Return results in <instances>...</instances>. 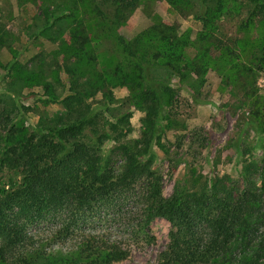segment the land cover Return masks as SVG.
Here are the masks:
<instances>
[{"label": "trees", "instance_id": "trees-1", "mask_svg": "<svg viewBox=\"0 0 264 264\" xmlns=\"http://www.w3.org/2000/svg\"><path fill=\"white\" fill-rule=\"evenodd\" d=\"M70 1L67 14L45 15L42 30L54 31L51 40L55 33L61 38L63 22L91 14L99 23L101 35L110 37L120 55L110 56L111 65L97 69L89 35L85 30L75 34L69 29L75 43L72 48L65 41L62 44L66 54L63 66L70 80L66 89L69 93L61 98L54 92L60 78H54L53 71L40 61L35 65L8 64L6 72L13 81L4 88L6 95L18 96L24 87L40 86L50 101L60 104L67 113L55 116L54 121L39 120L30 127L0 108V174L10 172L5 182L0 180V264L120 261L127 257V249L89 226L99 210L131 202L144 227L156 217L174 227L166 254L168 264H255L258 253L264 251V153L249 160L235 182L207 177L187 167L184 179L175 182L166 197L162 194V175L154 165L153 147L173 167L182 161L178 156L173 157L177 161L172 160L171 144L164 140L169 124L178 123L172 106L174 90L168 81L171 76L181 81L192 76L189 86L199 85L211 65L210 53L223 44L216 36V24L224 15L241 14V10L248 13L241 27L255 29L258 36L252 42L240 39L241 48H222L221 53L227 55L231 68L240 76L235 82L241 92L236 106H246L245 117L264 143V96L245 83L251 68H264V0H166L174 7L194 8L193 14L202 23L196 36L199 51L192 57L186 49L188 35L177 33L171 26L129 48L117 30L141 0ZM3 43L0 31V46ZM247 47L251 56L245 63L238 53L241 55ZM89 69L92 71L87 72ZM114 86L127 88L130 100L144 112L141 138L131 144L118 141L114 145L120 160L117 164L101 147L106 135L98 134L95 142L85 136L87 128L98 133L93 110L85 100L96 92L108 95ZM124 124L125 118L116 116L107 129L114 134L124 132ZM49 218L55 224L46 234L29 232L30 227ZM53 242L65 247L47 249Z\"/></svg>", "mask_w": 264, "mask_h": 264}, {"label": "rangeland", "instance_id": "rangeland-1", "mask_svg": "<svg viewBox=\"0 0 264 264\" xmlns=\"http://www.w3.org/2000/svg\"><path fill=\"white\" fill-rule=\"evenodd\" d=\"M61 1L0 0V31L4 36V43L0 46V108H5L7 113L17 117L25 126H34L39 120H57L55 116H63L67 112L60 104L51 102L40 86L24 87L18 96H10V93L6 95L4 88L13 81V77L10 80L11 75L6 72L8 64L14 62L16 65H35L40 61L49 71H53L54 78H60V84L55 87L54 92L60 94L61 98L69 93L66 89L70 80L63 66L66 54L62 44L65 41L66 46L72 48L75 43L69 29L75 34L85 30L89 35L97 56V69L110 66V56L120 55L110 37L101 35L99 23L91 14H80L73 22H63L61 26L64 32L61 38L55 33L56 37L51 40L50 36L54 31L50 30L48 33L42 30L46 22L45 15L51 12L67 14L71 1L63 0L60 5ZM103 8L109 12L105 5ZM194 12L195 9L189 5L174 7L166 0H141L120 24L117 32L125 38L129 48L134 49L149 35H157L164 26H171L177 33L188 35L189 46L186 49L188 56L192 57L199 51L200 44L196 41V36L202 27ZM240 12L241 14L233 12L224 15L216 24V36L223 44L219 46L220 50L210 53L211 65L199 85L194 84L195 88L189 86L192 84V76L184 81L171 76L168 81L174 90L175 100L172 106L177 113L178 123L172 121L169 124L164 140L171 144L172 160L177 161L173 157L178 156L182 161L173 167V163H169L168 158L156 146L153 147L156 155L154 165L162 175V194L166 197L172 193L175 182L184 179L187 167L207 177L220 176L226 182H235L239 179V171L246 168L249 160H256L264 153L260 132L245 117L246 106H236L241 94L237 87L240 76L231 68L232 62L227 55L221 53L222 48H241L240 39L249 38L252 42L258 36L255 29L248 31L241 27V22L248 13L245 10ZM250 47L245 48L241 55L237 52L240 60L245 63L251 56ZM91 71L89 69L87 72ZM250 72L251 76L245 83L251 84L254 93L264 96V68L253 67ZM85 101L93 110L98 130L96 134L87 128L86 139L95 142L98 134L106 135L101 147L113 164L119 163V156L113 147L118 141L131 144L141 138L143 109L135 106L129 98L128 89L123 86L111 87L108 95L96 92ZM116 116L124 117L126 124L123 125L124 132L114 134L107 127L108 123H114ZM8 175L10 172L4 171L0 174V180L5 182ZM54 224L55 221L49 218L30 227L29 232L41 236ZM89 227L117 240L127 249V257L112 264H168L166 254L169 251L170 232L174 227L160 217L154 218L144 227L133 202L99 210ZM60 246L65 247V244L53 242L48 244L47 249ZM262 247L264 248V244ZM237 259L238 257L233 258ZM255 264H264V251L258 253Z\"/></svg>", "mask_w": 264, "mask_h": 264}]
</instances>
